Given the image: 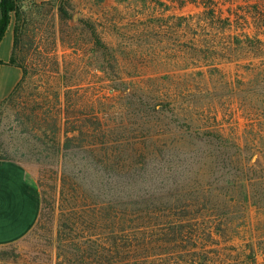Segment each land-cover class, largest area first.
<instances>
[{"label":"rangeland","instance_id":"rangeland-1","mask_svg":"<svg viewBox=\"0 0 264 264\" xmlns=\"http://www.w3.org/2000/svg\"><path fill=\"white\" fill-rule=\"evenodd\" d=\"M263 6L18 0L12 53L26 76L0 103V159L24 168L40 209L28 234L0 246V264H79L58 242L74 254L93 203L119 201L108 188L123 186L153 206V237L128 260L120 233L113 244L97 230L102 257L89 264H264ZM166 220L186 223L164 238Z\"/></svg>","mask_w":264,"mask_h":264},{"label":"trees","instance_id":"trees-1","mask_svg":"<svg viewBox=\"0 0 264 264\" xmlns=\"http://www.w3.org/2000/svg\"><path fill=\"white\" fill-rule=\"evenodd\" d=\"M17 2L18 0H0V40L2 39L9 23L12 17V13L17 14ZM262 4L264 5V0H262ZM261 7V6H260ZM264 7V6H263ZM262 7V8H263ZM15 36V32H14ZM250 41V40H247ZM257 44L261 46L262 42L260 40L257 41ZM15 46V37L13 41V47ZM13 51V48H12ZM11 65H15L22 71V77L19 83L15 86L14 90L9 95L8 99L12 98L14 94L17 92V90L20 88L21 84L23 83L26 71L18 66L14 60L13 53L12 57L9 62ZM1 64V62H0ZM79 132V128H70V130H65V134L68 133H74L75 131ZM81 133V132H80ZM68 139V137L66 138ZM128 172V171H127ZM60 199L65 200V189L63 186L60 188ZM119 189V191H118ZM129 186H123L121 188H108V192L110 194H113L115 192H119L122 194V198L118 201L113 202H99L98 200L93 203L94 207L93 210H90L92 216L88 219H84L82 212H80L79 219H84L87 226L90 227V230L92 232L89 233V237H87L84 241L79 242L75 244V252L74 254H71V256L67 253V242L68 239L61 238L60 242H58L57 249L59 250L58 254L59 256H63L67 260H71L72 262H76L75 259L79 262V264H89V260L92 258L94 259H100L102 257V254H99L100 248H102L99 244L100 240L99 235L95 234L97 230H102L103 228H109L110 229V242L115 244L116 243V236L115 233H120L122 235V238H120V243H123L125 250L127 251V258L131 259L133 256H130V253L136 249V247L139 245L140 237L143 234H146L147 232L150 233V236L153 237L152 229L154 227V224L156 222V216L151 215V209L153 206L150 205L147 210H142L141 205L138 201L135 200L136 196H133V194L129 193ZM42 195V203L45 202V196L46 192L42 189L41 191ZM64 197V198H63ZM119 208V209H118ZM141 211H147V216H143ZM105 213V214H104ZM63 214V212H62ZM77 214V213H76ZM71 214L70 215H62V219L64 223L62 222L61 229L65 228V225L70 224L71 220ZM196 219H188L187 220V227L191 228L192 231L196 228V232L200 231L199 224ZM154 223V224H153ZM186 222L182 220H166L165 221V228L162 230L161 235H163L164 238L175 235L177 233L176 230L178 229H184V224ZM82 225V224H81ZM146 232V233H145ZM206 235L207 239H213V236L217 235L214 230H211L210 228H207ZM92 237L93 240H92ZM162 237V241L163 238ZM191 242L196 243L195 241H198V236L191 235L189 238ZM91 240V241H90ZM182 239H180L181 241ZM169 241V240H165ZM174 241V240H173ZM176 241V240H175ZM73 244H71L72 246ZM74 257V258H72Z\"/></svg>","mask_w":264,"mask_h":264},{"label":"crops","instance_id":"crops-1","mask_svg":"<svg viewBox=\"0 0 264 264\" xmlns=\"http://www.w3.org/2000/svg\"><path fill=\"white\" fill-rule=\"evenodd\" d=\"M13 30L11 17L0 40V103L11 94L22 77L21 69L9 63L14 41ZM39 209L38 188L26 175L24 168L0 159V246L13 244L28 234L38 219Z\"/></svg>","mask_w":264,"mask_h":264}]
</instances>
